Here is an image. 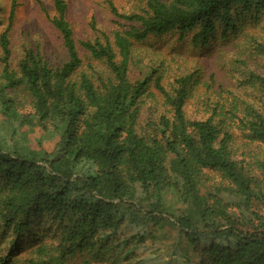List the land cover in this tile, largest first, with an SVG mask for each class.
I'll list each match as a JSON object with an SVG mask.
<instances>
[{"label":"trees","instance_id":"16d2710c","mask_svg":"<svg viewBox=\"0 0 264 264\" xmlns=\"http://www.w3.org/2000/svg\"><path fill=\"white\" fill-rule=\"evenodd\" d=\"M142 2L129 14L110 5L111 35L93 22L99 36L76 41L67 3L54 0L47 16L66 56L53 65L33 47L14 58L11 0L0 28V264H264V0ZM248 28L233 90L201 68L170 77L161 53L137 51L171 33L200 49L217 36L236 43Z\"/></svg>","mask_w":264,"mask_h":264},{"label":"rangeland","instance_id":"374dc122","mask_svg":"<svg viewBox=\"0 0 264 264\" xmlns=\"http://www.w3.org/2000/svg\"><path fill=\"white\" fill-rule=\"evenodd\" d=\"M54 0H18V7L15 12V18L12 23L11 41L14 50V58H18L24 46L38 48L53 65H59L66 54L62 47L60 35L54 29L47 13L53 15ZM11 0H0V28L8 26ZM67 3V19L73 29L76 41L92 40L99 34L93 32L91 24L95 22L96 28L100 33L111 35L117 27L114 18L110 15V5H114L121 13L129 14L138 12L143 7L142 0H65ZM248 22L245 26H248ZM264 25V17L262 23ZM247 33L236 43H228L220 36L211 43L210 46L200 49L194 48L189 43H179L177 34L171 33L162 38H150L143 44H140L138 50L143 60L148 61L149 57L154 60L156 54H162L169 65V76L177 74L178 67L182 69L201 68L206 77L213 73L216 78V86L222 84L223 90H233L238 87L241 81V75L233 70L232 54L235 45H241L248 39V36H254L255 30L248 28ZM84 53V52H82ZM17 55V56H16ZM233 73L236 79L233 78ZM229 76V77H228ZM217 77L221 82L218 81ZM231 78V80H230ZM230 80V81H229ZM202 92V91H201ZM22 106V112H30V107L25 103L24 97L19 94ZM151 100L149 104L151 105ZM245 143L240 137L236 139V148L242 151H251L255 147L243 148ZM239 152V153H242ZM174 204V202H173ZM47 225V224H46ZM41 226V225H40ZM38 226L43 230L51 232L50 225ZM174 233L165 231L159 234L160 239L171 240ZM72 264H79L72 263Z\"/></svg>","mask_w":264,"mask_h":264}]
</instances>
